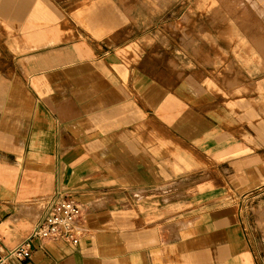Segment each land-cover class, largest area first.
<instances>
[{"label": "crops", "instance_id": "obj_1", "mask_svg": "<svg viewBox=\"0 0 264 264\" xmlns=\"http://www.w3.org/2000/svg\"><path fill=\"white\" fill-rule=\"evenodd\" d=\"M64 4L0 0V246L70 197L79 243L16 264H256L235 198L264 183V72L214 74L223 30L152 36L126 0Z\"/></svg>", "mask_w": 264, "mask_h": 264}, {"label": "rangeland", "instance_id": "obj_2", "mask_svg": "<svg viewBox=\"0 0 264 264\" xmlns=\"http://www.w3.org/2000/svg\"><path fill=\"white\" fill-rule=\"evenodd\" d=\"M55 1L65 3V6L83 7L95 0ZM160 1L126 0L130 5L131 22L134 24V26L130 25V30L138 27L141 32L152 35L159 28L162 31H170L175 27L179 28V24L185 28L186 25L194 27L197 23L199 27L203 26L215 31L223 30L220 32L223 34L222 39L227 40L229 48L233 46L235 49L233 52L232 50L225 51L221 56L217 55L215 59L209 57L210 64L217 65L216 59H219L224 65L215 67L214 74L238 77L241 75L238 64L247 66L249 61L250 64L256 62L259 66L257 70L252 68V73L264 72L263 0H179L178 3H174L172 11V15H175L173 12H177L178 15L172 19H169L171 17L169 9L161 16L159 15ZM164 2L165 7L169 8V0H164ZM175 22H178V26H175L177 25ZM143 29L146 30L143 31ZM233 34L236 35L233 37ZM152 36L147 37V43L152 42ZM233 62L236 63L233 64ZM222 198L231 211L234 212L235 208L237 210L236 205L234 208L232 204L234 199L232 200L228 195ZM235 199L255 263L264 264V183Z\"/></svg>", "mask_w": 264, "mask_h": 264}, {"label": "built area", "instance_id": "obj_3", "mask_svg": "<svg viewBox=\"0 0 264 264\" xmlns=\"http://www.w3.org/2000/svg\"><path fill=\"white\" fill-rule=\"evenodd\" d=\"M83 209L74 198H51L29 237L10 249L0 246V264H16L29 259L37 241H65L77 245L82 236L78 223Z\"/></svg>", "mask_w": 264, "mask_h": 264}, {"label": "bare ground", "instance_id": "obj_4", "mask_svg": "<svg viewBox=\"0 0 264 264\" xmlns=\"http://www.w3.org/2000/svg\"><path fill=\"white\" fill-rule=\"evenodd\" d=\"M264 1V0H263Z\"/></svg>", "mask_w": 264, "mask_h": 264}]
</instances>
